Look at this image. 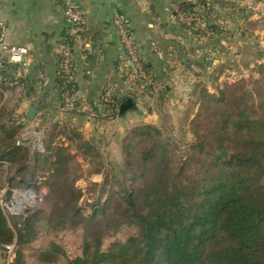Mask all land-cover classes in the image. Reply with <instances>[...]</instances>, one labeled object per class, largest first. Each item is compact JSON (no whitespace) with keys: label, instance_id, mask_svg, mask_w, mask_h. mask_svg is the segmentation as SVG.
Masks as SVG:
<instances>
[{"label":"trees","instance_id":"16d2710c","mask_svg":"<svg viewBox=\"0 0 264 264\" xmlns=\"http://www.w3.org/2000/svg\"><path fill=\"white\" fill-rule=\"evenodd\" d=\"M194 6L192 3L182 9ZM218 27L212 26L213 33L222 32ZM238 29L244 35L249 32L241 26ZM243 47L239 48L242 60L250 56L247 68L251 64L264 67V62L259 63L262 48L247 54L245 50L252 44ZM57 77L60 100L66 102L62 79L59 74ZM121 103L110 104L113 110L117 107L118 116ZM246 104L245 108L220 114L204 133L194 132L195 140L187 141V145L152 139L142 153H131L132 163L141 171V184L129 190L123 182V192L114 191L112 199L88 216L75 208L80 196L74 191L65 195L60 189L54 200L64 202L62 215L81 221L85 230L81 254L68 258L67 264H264V101L259 105L263 109L259 117L254 116L255 104ZM153 129L147 127L144 133ZM5 132L7 128L1 125L0 157H8L14 167L26 158L28 150L8 142ZM62 150H56L55 166L64 161ZM49 158L45 155L44 160ZM59 171V167L53 170L52 177ZM20 172H27L25 164L15 169L10 181ZM30 220L26 218L21 224L0 207V250L15 243L14 262L21 253L19 245L31 239L26 232ZM127 226H134L135 234L104 249V238Z\"/></svg>","mask_w":264,"mask_h":264},{"label":"rangeland","instance_id":"374dc122","mask_svg":"<svg viewBox=\"0 0 264 264\" xmlns=\"http://www.w3.org/2000/svg\"><path fill=\"white\" fill-rule=\"evenodd\" d=\"M237 3L235 11L226 9L227 14L222 6L216 5L217 12L223 15V23L220 25L221 39L214 41L222 48L220 55L213 56V52L208 53L209 65L206 64V71H193V75L188 78L189 81L178 85L176 92L174 90L173 95L177 96L137 97V100L135 98L137 107L134 111L129 109L127 115L121 117L116 114L117 107L114 108L115 110L108 116L114 120V123H104L96 134L91 135V131L84 133L78 128L70 132L71 141L56 139L55 149L48 154L49 156L52 154L54 160L57 148L62 147L64 150L60 153L64 161L61 166H55L53 161L49 160L44 170L37 166L35 171H40L41 177L36 180L32 178L34 180L32 184H36L33 185L36 189L35 198L25 205L28 207L24 210V214H19L17 210L12 211L14 205L11 202L16 205L17 195L14 192L11 194L9 188L21 186V182L16 184L9 178L14 174L15 169H19L31 157L28 149L30 140L24 136V126L17 123L19 115L15 112L13 98L8 100L0 94V126L4 125L7 128L5 134L9 137L8 142L28 150L26 158L23 157L21 163L14 166L15 168L12 167L13 165L6 168L4 162L8 165L10 159L0 157V207L8 216H13L21 224L26 218L32 219L26 231L31 239L19 245L21 253L13 264H67L68 258L81 254L85 230L81 221L62 215L64 202L58 204L54 200V195L59 193L60 189L65 195L74 191L76 196H80L75 208H80L81 215L88 216L95 209L101 208L107 200L112 199L114 191L123 192L125 188L123 182L129 190L132 187L138 188L143 178L140 175L139 165L131 161L133 159L131 153H142L144 146L152 139L183 146L187 141L195 140L194 132L204 133L212 128L220 114L245 108L247 102L255 104V117L262 115L263 109L259 105L264 101V67H255L251 64V68H247L250 56H245L246 58L242 60L239 48L252 44V47L245 50L247 54L253 53L258 47L264 50V0H237ZM245 16L248 18L245 19ZM250 20L252 23L248 25ZM240 26L249 29V32L244 35L243 30L238 29ZM125 52L128 58L127 51ZM262 54L259 63L264 62V51ZM127 58L122 67L125 74L131 65V59ZM215 60L218 62H214ZM147 82L148 80H144L138 85L145 88L148 86ZM128 83L134 87L130 81ZM76 95L74 88L70 106L76 101ZM211 96L224 99L215 101ZM73 111H76L74 107ZM25 114L23 113L24 118H26ZM76 117L73 116L72 119ZM150 126L155 129L145 134V128ZM54 133L55 131H49L48 136H54ZM37 138L40 139V136ZM17 140L21 141L20 145L16 144ZM38 143L40 146L37 149L44 151L41 139ZM65 143L69 146H65ZM28 162L30 166L34 165L32 159ZM58 167L60 171L54 178L53 170ZM23 174L25 173L20 172L18 177H22ZM136 230L134 226H127L119 233L107 235L103 240L104 249L116 240L125 241L135 234ZM4 250H0V264H8L7 253Z\"/></svg>","mask_w":264,"mask_h":264},{"label":"crops","instance_id":"0c3cea01","mask_svg":"<svg viewBox=\"0 0 264 264\" xmlns=\"http://www.w3.org/2000/svg\"><path fill=\"white\" fill-rule=\"evenodd\" d=\"M73 1L85 14V30L76 38L68 36L64 0H0V20L7 27L8 42L29 46L31 59L26 71L10 68L13 75L20 77L21 83L0 90L3 98H13L15 112L19 115L17 123L24 126V136L30 140L28 149L31 157L28 160L32 159L34 163L33 167L28 160L23 163L27 172L22 177H18L19 174L15 177L13 181L16 184L21 182L20 185L28 186L41 177L40 171L35 170L37 166L45 169L49 163L44 160L45 155L53 152L56 139L71 141L70 132L78 128L94 135L104 123H114L108 116L114 111L110 104L115 101L123 103L133 98L135 103L137 97L177 96L173 95L174 90L176 92L181 83L186 84L193 71H206L208 53L220 55L222 49L214 42L221 39L222 32L213 33V39L201 40L176 18L178 9L199 0ZM214 2L223 6L225 14L227 8L238 5L237 0ZM118 15L128 23L139 53L147 64L150 77L145 88L139 85L131 87L122 68L127 57L114 22ZM220 27L219 31H222ZM64 46H68L74 56L73 83L77 95L71 106L60 100L61 88L57 77V54ZM200 64L204 67L201 68ZM107 97L110 101H106ZM60 103H64L63 106ZM31 106L38 109L33 119L27 116ZM136 107L131 109L134 111ZM129 111L120 116L127 115ZM23 113H26V118ZM73 116L77 117L72 119ZM49 131H55L54 136H48ZM38 134L44 151L35 145ZM49 157L55 162L56 157L54 160L52 154ZM7 163L4 162L6 168L13 162L9 160Z\"/></svg>","mask_w":264,"mask_h":264},{"label":"built area","instance_id":"2783aa9c","mask_svg":"<svg viewBox=\"0 0 264 264\" xmlns=\"http://www.w3.org/2000/svg\"><path fill=\"white\" fill-rule=\"evenodd\" d=\"M65 13L69 23L68 36L70 38L80 37L85 30V14L84 11L73 0H64ZM201 2V3H200ZM195 6L188 9H178L176 12V18L186 28L194 32L201 40H208L210 35H213V25H222L223 15L218 17L217 7L212 0H202L194 3ZM117 31L119 34L120 42L127 51V59H131V65L127 70V80L132 85L137 86L141 81H149V73L145 67V62L138 51L134 35L122 15H118L114 20ZM218 22H220L218 24ZM30 48L23 45H16L8 42L7 31L5 24L0 20V90L6 87L10 89L21 83L20 77L13 75L10 68L17 67V71L27 70L31 64ZM57 70L63 83L62 96L66 100V103H71V96L74 88L71 85L74 80L75 65L74 56L70 48L63 47L57 54ZM106 101H110V97L106 98ZM39 137V134L37 135ZM40 139L36 138L35 145L39 147ZM17 145L21 144L20 140H17ZM30 184V185H29ZM28 186H16L17 188L10 187L11 194L14 192L16 196L14 210H17L19 214H24L25 207L32 198H35V190L33 185L29 183ZM14 213V212H12ZM7 253L8 264H13L16 257V244L7 245L4 248Z\"/></svg>","mask_w":264,"mask_h":264},{"label":"water","instance_id":"95a60500","mask_svg":"<svg viewBox=\"0 0 264 264\" xmlns=\"http://www.w3.org/2000/svg\"><path fill=\"white\" fill-rule=\"evenodd\" d=\"M135 106V103L132 99H128L125 102L122 103V105L120 106V113H124L127 110L133 108ZM38 112V109L36 108V106H31L28 111H27V116L31 119H33L36 114Z\"/></svg>","mask_w":264,"mask_h":264}]
</instances>
